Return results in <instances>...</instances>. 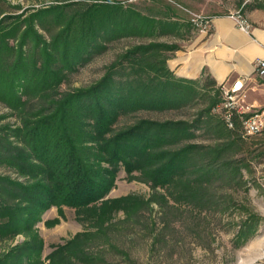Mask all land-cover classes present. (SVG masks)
<instances>
[{
    "label": "trees",
    "instance_id": "1",
    "mask_svg": "<svg viewBox=\"0 0 264 264\" xmlns=\"http://www.w3.org/2000/svg\"><path fill=\"white\" fill-rule=\"evenodd\" d=\"M249 9L264 10V0H254ZM16 10L22 7L0 0V103L21 120L18 126L0 129V167L24 181L0 175V240L12 241L30 230L40 212L67 206L96 231L56 246L47 257L49 264H94L87 243L100 238L114 213L123 212L130 221L153 204L162 214L182 208L211 212L226 204L215 195L222 188L216 186V178L224 179L230 168L248 169L251 160L229 161L225 152L237 148L251 154L248 142H263L255 139L261 136H245L238 118L230 129L217 113L223 126L221 143L214 146L187 143L195 136L182 121L142 119L114 130L123 116L174 109L179 107L177 97L188 96L171 82L177 79L162 52L172 48L137 46L92 87L62 90L72 74L122 37L124 30L133 36H154V29H148L155 27L154 21L133 10L122 11L118 4L74 2L21 14ZM196 83L219 92L215 81ZM220 103H211L206 112L215 111ZM122 168L130 179L150 186L154 191L150 199L136 195L106 199ZM248 214L240 238H249L261 221ZM42 246L25 242L0 264L30 262Z\"/></svg>",
    "mask_w": 264,
    "mask_h": 264
},
{
    "label": "rangeland",
    "instance_id": "2",
    "mask_svg": "<svg viewBox=\"0 0 264 264\" xmlns=\"http://www.w3.org/2000/svg\"><path fill=\"white\" fill-rule=\"evenodd\" d=\"M8 2L22 7V10H16L17 14L29 9L74 2L88 5L118 4L122 11L133 10L154 21L155 27L148 28L154 29L156 33L154 36L148 38L133 36L124 30L126 35L109 43L103 53L96 54L88 64L72 74L70 81L62 86L63 91L69 88L92 87L103 79L111 65L119 62L124 54L137 46L163 45L172 48L170 51L162 52L163 58L170 57L171 52L178 49L181 36L185 33L198 32L194 25L197 17L211 19L240 12L250 19L249 5L254 4V0H8ZM36 29H39L38 26ZM39 32L44 34L40 29ZM118 71L122 73L119 68ZM260 80L264 82L263 79ZM171 82L175 83L178 89L189 92L188 96L181 99L177 97L175 105L179 107L164 111L139 110L130 113L115 123L114 130L121 131L142 119L182 121L190 127L189 132L195 136L187 143L202 146L221 143L218 138L222 135L220 130L223 122L214 110L206 112L211 103L222 101L220 92L204 88L196 82L179 79ZM260 109H264V106L257 108ZM20 123L21 120L13 111L0 103V129L8 124L15 127ZM255 139L263 142L258 144L254 141L248 142L252 145L251 154L232 148L223 156L229 161H239L246 157L251 160L248 169L235 172L230 168L231 172L227 173L224 179L216 178V186L222 188L215 195L222 198V203L226 204L211 212L198 213L190 208H182L177 211L168 210L163 214L158 206L153 204L152 208L135 215L130 221L123 212L114 213L100 238L97 239L95 236L96 239L87 243L90 253L95 258L94 264H264V243L259 244L261 241L259 236L264 231L262 144L264 137ZM0 175L24 181L7 167H0ZM233 178L235 180H231ZM153 193L148 184L130 179L122 168L117 173L114 186L106 199L136 195L148 200ZM226 206L230 208L225 209ZM249 212L258 215L261 221L249 238H240L242 230L240 226L243 221L250 219ZM95 231L92 224L79 218L75 209L52 206L39 213L30 230L17 235L12 241L0 240V261L16 246L31 241L35 245L43 246L30 262L24 261L23 264H49L47 257L56 246L66 244L80 233ZM10 261V264H14Z\"/></svg>",
    "mask_w": 264,
    "mask_h": 264
},
{
    "label": "crops",
    "instance_id": "3",
    "mask_svg": "<svg viewBox=\"0 0 264 264\" xmlns=\"http://www.w3.org/2000/svg\"><path fill=\"white\" fill-rule=\"evenodd\" d=\"M250 21L249 33L229 16L211 18L207 33H185L167 60L168 69L176 79L188 82L208 79L220 85L228 80L244 81V103L263 107L264 82L255 74V62L264 59V10L251 11ZM259 237V244L264 243V231Z\"/></svg>",
    "mask_w": 264,
    "mask_h": 264
},
{
    "label": "built area",
    "instance_id": "4",
    "mask_svg": "<svg viewBox=\"0 0 264 264\" xmlns=\"http://www.w3.org/2000/svg\"><path fill=\"white\" fill-rule=\"evenodd\" d=\"M229 17L234 20L240 30L247 33L252 31V23L248 16L239 12ZM194 25L198 32L207 33L211 29V19L199 16L194 20ZM255 74L264 80V59L256 60ZM217 88L222 96V101L215 112L222 115L227 127L232 129L234 118H238L245 136L264 137V109L257 110V108L244 103V81L231 82L228 80L218 85Z\"/></svg>",
    "mask_w": 264,
    "mask_h": 264
}]
</instances>
